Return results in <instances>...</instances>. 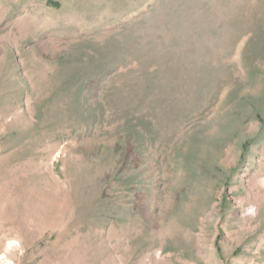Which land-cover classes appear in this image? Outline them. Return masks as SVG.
I'll return each mask as SVG.
<instances>
[{
    "label": "rangeland",
    "instance_id": "rangeland-1",
    "mask_svg": "<svg viewBox=\"0 0 264 264\" xmlns=\"http://www.w3.org/2000/svg\"><path fill=\"white\" fill-rule=\"evenodd\" d=\"M264 264V0H0V258Z\"/></svg>",
    "mask_w": 264,
    "mask_h": 264
},
{
    "label": "bare ground",
    "instance_id": "bare-ground-1",
    "mask_svg": "<svg viewBox=\"0 0 264 264\" xmlns=\"http://www.w3.org/2000/svg\"><path fill=\"white\" fill-rule=\"evenodd\" d=\"M0 264H12V263L9 262L5 256H3L0 258Z\"/></svg>",
    "mask_w": 264,
    "mask_h": 264
}]
</instances>
